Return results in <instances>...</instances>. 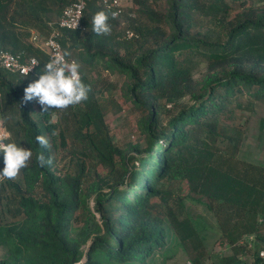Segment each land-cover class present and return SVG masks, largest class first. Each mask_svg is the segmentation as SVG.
I'll return each mask as SVG.
<instances>
[{
  "label": "trees",
  "instance_id": "16d2710c",
  "mask_svg": "<svg viewBox=\"0 0 264 264\" xmlns=\"http://www.w3.org/2000/svg\"><path fill=\"white\" fill-rule=\"evenodd\" d=\"M75 1L0 0V53L40 62L29 76L0 67V117L13 120L8 142L33 153L15 179L0 180V202L13 219L0 223V244L8 250L0 264H150L172 231L202 252L197 228L178 218L188 199L214 212L232 245L220 264H246L237 245L244 234L254 235V264H264V165L240 156L247 127L235 115L264 103V0H167L166 8L159 0H130L131 8L124 5L115 19L99 0H86L81 28L62 30L60 42L91 91L76 108L50 109L35 119L33 100L23 103L24 89L48 56L30 36H48ZM101 10L109 15V35L91 30ZM123 18L128 26L122 35ZM200 64L210 76L202 90L194 77ZM96 65L128 78L145 149L129 151L110 134L107 102L87 76ZM37 135H45L51 148H41ZM69 144L73 170L58 174L52 164L40 167L39 154L54 162ZM93 194L94 212L87 202ZM87 213L98 214L101 225L96 222L97 236L83 254L72 230Z\"/></svg>",
  "mask_w": 264,
  "mask_h": 264
},
{
  "label": "rangeland",
  "instance_id": "374dc122",
  "mask_svg": "<svg viewBox=\"0 0 264 264\" xmlns=\"http://www.w3.org/2000/svg\"><path fill=\"white\" fill-rule=\"evenodd\" d=\"M158 4L162 8H166L167 0H159ZM124 5L125 8H131L132 6L130 0H124ZM127 26L128 20L123 18L120 26L122 35L124 28ZM67 58L75 60L72 57ZM87 76L89 82L98 91L100 99L107 102L104 120L108 125L110 134L116 138L117 144L129 151L135 148L145 149L147 147V139L142 132V116L128 100V78L119 71L102 65L89 68ZM194 77L196 78V88L201 90L208 85L207 83L210 80V76L205 72L203 64H200L197 68ZM184 102L187 104L191 103L190 98L187 97ZM32 105L34 108L33 117L38 119L41 106L36 100H33ZM76 106L73 105L72 108H76ZM235 115L247 127L240 156L247 161L264 165V131L261 130V122L264 120V103L257 104L252 112L241 110L237 111ZM51 119L53 122H57V114L53 112ZM5 122L8 128L13 124L12 118H5ZM85 129L92 131V127H85ZM71 140L69 139L70 143ZM70 148L71 145L69 144L61 150V153L55 156L56 161L52 163V169L56 173L64 174L73 170V157ZM3 167L4 163L0 162V170ZM94 200L95 194L91 195L87 200L92 212H94ZM4 206L5 203L0 202V223H10L13 219L4 210ZM91 216H94L95 219ZM87 217L91 220L89 221L88 218L83 221L79 220L74 223L72 230L73 237L81 242L83 254L88 253L93 244V239L97 236L98 227L96 222L101 225L98 214L87 213ZM178 218L180 220L183 218L190 219L197 228L200 234V241L203 244L202 252L201 247L198 251L193 249L188 242L181 240L172 231L167 247L163 252L156 255L150 264H220L224 256H229L233 253L232 245L228 244L222 237L216 215L208 208L194 200L188 199L184 202L182 208H178ZM88 230L89 232H87ZM249 235L244 234L237 243V245L243 246L239 258L246 264H254V249L248 247L246 239V236ZM7 255L8 250L4 245L0 244V260H3Z\"/></svg>",
  "mask_w": 264,
  "mask_h": 264
},
{
  "label": "clouds",
  "instance_id": "9594fccd",
  "mask_svg": "<svg viewBox=\"0 0 264 264\" xmlns=\"http://www.w3.org/2000/svg\"><path fill=\"white\" fill-rule=\"evenodd\" d=\"M118 12H111V18L115 19ZM109 15L106 11L96 12L92 19V32L96 35H109L112 28L108 23ZM71 53L55 55L44 65L43 71L39 72L38 78L32 80L24 89L23 103L36 100L41 106V112L47 113L50 109H67L87 100L91 91L90 85H86L80 75V64L65 58ZM6 137H0V153L4 157V167L0 170V177L15 179L22 169L28 167L33 153L30 148L18 145L15 142L5 143ZM41 148L50 149L49 139L45 135L35 137ZM40 167L50 166L52 158H46L43 154L37 156ZM264 255V253H262Z\"/></svg>",
  "mask_w": 264,
  "mask_h": 264
},
{
  "label": "built area",
  "instance_id": "2783aa9c",
  "mask_svg": "<svg viewBox=\"0 0 264 264\" xmlns=\"http://www.w3.org/2000/svg\"><path fill=\"white\" fill-rule=\"evenodd\" d=\"M100 4L108 8L111 12H118L120 17L124 9V0H99ZM86 0H76L70 5H67L62 13L60 20L57 24L53 25L48 36H41L36 32H32L30 36V42L46 52L49 62L55 55L63 54L60 38L62 30H75L81 28L83 11L85 9ZM116 17V18H117ZM126 38H132L134 36L133 31L127 29L125 31ZM68 62L73 59L65 58ZM40 62L36 57L27 58L26 61L22 60L21 55H15L10 52L0 53V67L11 73H17L23 76H29L35 73L39 67ZM10 132L7 128L5 120L0 117V137H6L5 143H8L10 139ZM1 180V177H0ZM249 248H253L254 235L246 236ZM264 251L260 253V257L264 259L262 255Z\"/></svg>",
  "mask_w": 264,
  "mask_h": 264
}]
</instances>
